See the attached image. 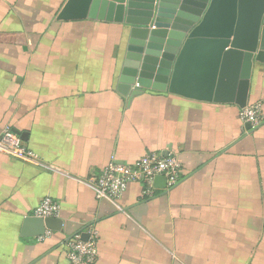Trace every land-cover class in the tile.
<instances>
[{
    "label": "crops",
    "instance_id": "0c3cea01",
    "mask_svg": "<svg viewBox=\"0 0 264 264\" xmlns=\"http://www.w3.org/2000/svg\"><path fill=\"white\" fill-rule=\"evenodd\" d=\"M65 2L0 0V136L18 131L36 155L0 148V264H70L65 241L90 230L93 264H264V121L246 128L233 103L121 95L128 26L57 20ZM263 98L264 60L246 105ZM149 153L177 156L174 187L96 197L90 178L111 158ZM45 196L62 227L38 240L23 221Z\"/></svg>",
    "mask_w": 264,
    "mask_h": 264
},
{
    "label": "water",
    "instance_id": "95a60500",
    "mask_svg": "<svg viewBox=\"0 0 264 264\" xmlns=\"http://www.w3.org/2000/svg\"><path fill=\"white\" fill-rule=\"evenodd\" d=\"M56 19L128 26L117 91L130 98L152 90L243 109L253 63L264 60V0H66ZM61 227L23 221L33 237Z\"/></svg>",
    "mask_w": 264,
    "mask_h": 264
},
{
    "label": "built area",
    "instance_id": "2783aa9c",
    "mask_svg": "<svg viewBox=\"0 0 264 264\" xmlns=\"http://www.w3.org/2000/svg\"><path fill=\"white\" fill-rule=\"evenodd\" d=\"M241 122L252 129L259 127L264 121V98L246 105L241 110ZM0 148L19 160L35 161L34 152L26 148L21 140L6 129L0 136ZM180 163L173 153L161 155L149 153L140 157L132 165L119 164L111 158L108 165L96 176L90 178L94 185L96 197L115 202L126 191L130 184H143L144 197L151 195L155 189V180L162 178L166 189L174 187L179 182ZM59 205L49 196H45L33 211V217L46 219L59 216ZM50 230H45L38 240L49 237ZM98 235L95 230L88 232L87 239L75 235L65 241L66 256L70 264H93L97 256Z\"/></svg>",
    "mask_w": 264,
    "mask_h": 264
},
{
    "label": "rangeland",
    "instance_id": "374dc122",
    "mask_svg": "<svg viewBox=\"0 0 264 264\" xmlns=\"http://www.w3.org/2000/svg\"><path fill=\"white\" fill-rule=\"evenodd\" d=\"M48 1H51L54 4V6L57 7L59 5V3H61V1L63 2L64 0H48ZM39 2L43 3V2H46V0H39ZM12 4H13V2H12ZM263 204H264V201H263Z\"/></svg>",
    "mask_w": 264,
    "mask_h": 264
}]
</instances>
